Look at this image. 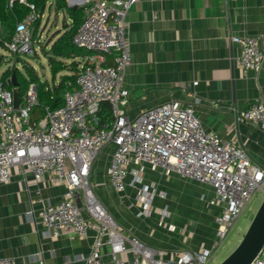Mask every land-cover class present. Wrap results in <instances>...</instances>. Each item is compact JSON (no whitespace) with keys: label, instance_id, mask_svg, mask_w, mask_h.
<instances>
[{"label":"built area","instance_id":"1","mask_svg":"<svg viewBox=\"0 0 264 264\" xmlns=\"http://www.w3.org/2000/svg\"><path fill=\"white\" fill-rule=\"evenodd\" d=\"M137 1L68 0L70 7L83 8L84 13L73 43L91 54L80 67L77 90L66 94L63 107L48 110L38 122L32 123L30 118L38 105L36 85L29 88L16 109L13 92L0 83V184L9 182L13 169L19 168L24 174L32 173L37 181L49 174L52 184L65 185L68 190L60 202L44 204L41 220L53 237L67 233L83 238L95 229L86 264H103L106 245L114 264H209L254 195L264 192V163L253 162L236 142L205 131L196 115L197 102L185 107L170 101L144 110L134 119L121 110L129 95L125 73L132 63L127 17ZM15 3L27 6L30 13L18 21L6 48L14 56H25L34 52L35 24L42 16L27 0H8V8ZM232 42L241 48L238 64L246 71H259L264 62L261 37L235 36ZM109 56H114L113 65H106ZM102 102L111 105V123L100 121ZM237 112L239 123H250L264 132V103L255 102ZM108 146L113 151L107 175L118 193L126 191L129 175L133 177L131 184L142 182L144 164L212 187L216 201L223 204L215 219L212 246L186 250L179 258L168 259L162 249L126 233L91 183L94 164ZM79 191L82 205L77 202ZM141 195L145 205L139 216H149L154 193L143 186ZM128 254H132V261L124 258ZM0 264L16 261L0 257ZM251 264H264V247Z\"/></svg>","mask_w":264,"mask_h":264},{"label":"crops","instance_id":"2","mask_svg":"<svg viewBox=\"0 0 264 264\" xmlns=\"http://www.w3.org/2000/svg\"><path fill=\"white\" fill-rule=\"evenodd\" d=\"M127 19L132 63L125 73L129 95L121 110L134 119L170 101L185 107L197 102L205 131L236 142L253 162L263 164L264 132L239 123L237 111L264 103V62L259 71L244 70L237 62L241 48L232 38L258 36L264 47V0H138ZM84 59H78L80 67ZM114 62L109 56L106 65ZM112 151L108 146L100 154L91 183L126 233L162 249L168 259L212 246L215 219L223 208L212 187L144 164L142 182L131 184L129 175L126 191L118 193L107 175ZM143 186L154 193L149 216H139ZM67 190L52 184L49 174L37 181L32 173L13 169L10 181L0 184V257L14 258L16 264H86L95 229L83 238L53 237L41 220L44 204L60 202ZM110 251L103 247V264H114ZM124 258L133 260L132 254Z\"/></svg>","mask_w":264,"mask_h":264},{"label":"trees","instance_id":"3","mask_svg":"<svg viewBox=\"0 0 264 264\" xmlns=\"http://www.w3.org/2000/svg\"><path fill=\"white\" fill-rule=\"evenodd\" d=\"M36 5L41 16L47 10H55L57 13L65 12L69 15L71 23H65L63 30L58 31L49 38L47 42L41 40L37 35V28L40 26L41 18L35 24L34 40L40 44L42 53L48 59L53 84L42 81L37 71L29 62L27 56H15L11 62L13 66L7 69L0 78L4 89L12 91L15 88L13 76L16 77L17 87L21 101L29 88L36 85L38 91V105L30 112L32 123L44 118L48 110H57L64 106L66 94L77 90L76 79L80 72V61L91 54V52L77 47L73 38L83 22V8L70 7L68 0H27ZM30 13V9L21 4L15 3L12 9L8 8V0H0V47L6 48L15 31L16 24ZM36 56L37 52L34 51ZM5 58L0 55V69L5 63ZM21 66L18 67V66ZM60 82L55 83L59 74ZM99 117L102 123H111L114 119L109 102H102L99 110ZM1 135V127H0Z\"/></svg>","mask_w":264,"mask_h":264},{"label":"rangeland","instance_id":"4","mask_svg":"<svg viewBox=\"0 0 264 264\" xmlns=\"http://www.w3.org/2000/svg\"><path fill=\"white\" fill-rule=\"evenodd\" d=\"M70 22V17L65 12L57 13L55 10H47L45 14L41 17L40 26L37 28V35L42 36V40L47 42L51 36L57 33L60 30H63L64 24ZM34 51L37 52L36 57L34 52L31 55H28L27 58L31 65L37 71L39 77L42 81H47L49 84H53V77L50 69L48 59L42 53L40 44L34 42ZM0 55L5 58V63L0 69V78L2 74L9 68L12 67V64L15 56L9 53L6 49L0 47ZM11 62V63H10ZM18 67L21 68L19 65ZM60 76H58V80ZM57 80V79H56ZM264 201V192H257L243 215L237 221L234 229L223 243V245L217 250L214 254L213 260L209 264H220L223 262L240 244L244 235L246 234L255 214L257 213L259 207ZM79 205H82V202H78Z\"/></svg>","mask_w":264,"mask_h":264},{"label":"water","instance_id":"5","mask_svg":"<svg viewBox=\"0 0 264 264\" xmlns=\"http://www.w3.org/2000/svg\"><path fill=\"white\" fill-rule=\"evenodd\" d=\"M77 9V6H74ZM14 86L13 98L15 108H20L21 98L13 76ZM264 247V201L255 214L246 234L239 246L220 264H251Z\"/></svg>","mask_w":264,"mask_h":264}]
</instances>
